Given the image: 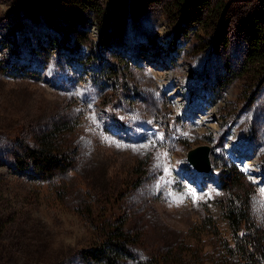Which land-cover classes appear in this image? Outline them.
Returning a JSON list of instances; mask_svg holds the SVG:
<instances>
[{"label": "rangeland", "instance_id": "obj_1", "mask_svg": "<svg viewBox=\"0 0 264 264\" xmlns=\"http://www.w3.org/2000/svg\"><path fill=\"white\" fill-rule=\"evenodd\" d=\"M113 1L97 0L106 11ZM176 1L158 0L125 20L112 46L131 60L128 74L103 80L85 65V46L81 62L57 58L55 39L49 49L45 11L34 14V0H0V65L12 62L0 68V264H90L78 253L96 240L91 219L112 205L137 239L136 255L152 259L183 245L195 248L193 257L164 264H211L200 255H214L216 239L191 228L208 212L229 234L212 202L223 158L257 184L251 209L264 223V82L254 95L246 75L222 86L228 69L241 66V22L264 0H218L229 42L216 51L200 50L203 34L170 44ZM89 19L95 39L97 17ZM54 124L64 125L62 147L75 152L72 169L49 180L18 171L19 145L34 146ZM201 144L210 147L205 177L186 161Z\"/></svg>", "mask_w": 264, "mask_h": 264}, {"label": "trees", "instance_id": "obj_2", "mask_svg": "<svg viewBox=\"0 0 264 264\" xmlns=\"http://www.w3.org/2000/svg\"><path fill=\"white\" fill-rule=\"evenodd\" d=\"M157 1L114 0L106 11L97 0H34V14L45 11V25L51 32L49 49H53L52 40L55 39L57 58L64 53L72 60L81 62L80 54H83L85 46V65L95 75H103V80H110L128 74L132 63L123 52L112 46L114 39L121 35L125 20L135 18L148 4ZM175 9L170 44L174 45L183 34L198 38L203 34L207 39L202 41L200 50L208 47L210 51H216L227 47L228 15L221 1L177 0ZM91 16L97 17L95 39L90 37ZM241 29L245 44L241 66L238 71L228 69L232 72L231 76L224 80L222 86L246 75L252 81L254 95L264 82V6L247 15L241 22ZM36 51L33 48L30 50L31 57L38 56ZM11 64L10 58L4 59L0 68L10 67ZM16 70L14 68L10 72ZM60 126L64 125L54 124L36 135L34 146L21 143V149L14 154V167L38 180H49L71 170L75 163V152L62 147L59 134L65 129ZM217 168L220 194L215 195L212 202L219 208L220 218L225 222L229 234L223 236L215 218L205 212L195 228L191 229L214 236L217 250L214 255H200V263L207 256L211 264H264V223L255 221L251 209L258 186L230 159L223 158ZM111 207H103L91 219L96 240L79 251L78 256L82 261L90 264H129V261L134 264H164L170 258H180L184 252L193 257L195 248L183 245L152 259L136 255L133 250L137 239L125 230L122 214L110 210ZM177 264L184 263L180 259Z\"/></svg>", "mask_w": 264, "mask_h": 264}, {"label": "water", "instance_id": "obj_3", "mask_svg": "<svg viewBox=\"0 0 264 264\" xmlns=\"http://www.w3.org/2000/svg\"><path fill=\"white\" fill-rule=\"evenodd\" d=\"M209 151V145L201 144L189 148L186 152L187 163L202 177L207 176L211 169Z\"/></svg>", "mask_w": 264, "mask_h": 264}]
</instances>
